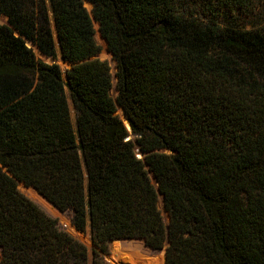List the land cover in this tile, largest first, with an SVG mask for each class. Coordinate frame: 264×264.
Returning <instances> with one entry per match:
<instances>
[{
	"label": "trees",
	"instance_id": "16d2710c",
	"mask_svg": "<svg viewBox=\"0 0 264 264\" xmlns=\"http://www.w3.org/2000/svg\"><path fill=\"white\" fill-rule=\"evenodd\" d=\"M251 2L0 0V264H89L19 183L89 228L92 264H110L109 243L124 239L164 248V264H264V24L235 17ZM54 31L65 72L30 47L55 59ZM137 73L161 99L158 118L139 103ZM227 83L246 116L210 98ZM111 249L113 264H160Z\"/></svg>",
	"mask_w": 264,
	"mask_h": 264
},
{
	"label": "rangeland",
	"instance_id": "374dc122",
	"mask_svg": "<svg viewBox=\"0 0 264 264\" xmlns=\"http://www.w3.org/2000/svg\"><path fill=\"white\" fill-rule=\"evenodd\" d=\"M251 6L249 10H242V9H237L235 12V17L237 19V22L239 23V26L250 29L255 26H260L264 24V0H252ZM85 7L87 8L88 11H90L91 6L88 2L84 3ZM6 19L3 16H0V23H5ZM53 24V21H52ZM94 39L95 42L100 46L101 50L98 55V57L101 60L107 61L108 65L110 66V72L113 76V83H115V66H114V61L112 59L111 53L107 50L106 48V43L105 41L100 37L99 31H98V25L94 23ZM54 40L56 44V49H57V57L52 60L49 57L43 56L39 53L38 49L30 44V47L32 48V51L34 52L36 58L41 61L45 62H55L57 63L61 70L65 72L66 68L68 67V64L63 61L60 51H59V46H58V40L56 33L54 31ZM148 81L150 79L147 77L145 74L137 73L136 76V83L134 86V90L137 93L139 103L144 111V113L150 117V118H158L161 116V99L159 96L156 95V93L153 91V89L148 90ZM225 86L216 88L214 90L213 95H210V98L214 100L217 105L220 103L224 104L223 111L226 115H236L233 118H237L239 114H242V116H246L247 110L245 109L244 104L246 103V100L244 99V96L240 93L235 92L237 87L235 85H232L231 83L224 84ZM110 95L115 96V89L112 87L110 89ZM226 103V104H225ZM69 106H70V115L72 118V121L74 122L75 118V111L74 108L71 104V101L69 100ZM245 109V110H244ZM244 110V111H243ZM243 111V112H242ZM118 114L121 115V110L118 109ZM170 113H168V109L164 110L163 115L164 116H170ZM247 142L249 139L245 137ZM135 152L138 155V157H141L138 148H135ZM27 188H32V187H26L22 183L18 184V189L20 192H22L24 195H26L28 198H30L32 201H34L38 206H40L48 215L51 217H54L57 219V223L61 229L72 235L74 238L82 242L88 252V263L92 264L93 260V245L91 242V237H90V231L89 228H86L85 231H79L77 230L73 224L71 223V214L68 211L61 212L58 209L54 207L55 210H52L51 208L47 207L43 203H41L39 200L36 198L32 197L28 192ZM159 207L162 211V215L164 219L166 220V212L163 210L162 202L161 200L159 201ZM113 242H118L122 244L123 248H128L130 247H139L141 253L145 255V257L149 258L152 262H157L159 261L160 264H164V252L165 249L161 250H151L150 248L146 247L143 243L142 240L140 239H124V240H114ZM110 242L108 245V254H103V257L107 262L110 264H113L110 258L107 256L111 253V248H112V243Z\"/></svg>",
	"mask_w": 264,
	"mask_h": 264
},
{
	"label": "water",
	"instance_id": "95a60500",
	"mask_svg": "<svg viewBox=\"0 0 264 264\" xmlns=\"http://www.w3.org/2000/svg\"><path fill=\"white\" fill-rule=\"evenodd\" d=\"M106 43V42H105ZM39 51V50H38ZM40 53V52H39ZM41 54V53H40ZM42 55V54H41ZM112 55V54H111ZM52 60H54V59H52ZM53 62V61H52ZM121 110V109H120ZM122 116V119H123V121H125V119H124V117H123V114L121 115ZM23 184V183H22ZM114 241V240H113ZM113 241H111V242H113ZM108 257H110V254L109 255H107ZM164 260H165V257H164Z\"/></svg>",
	"mask_w": 264,
	"mask_h": 264
}]
</instances>
